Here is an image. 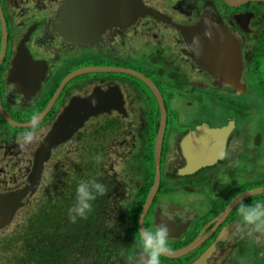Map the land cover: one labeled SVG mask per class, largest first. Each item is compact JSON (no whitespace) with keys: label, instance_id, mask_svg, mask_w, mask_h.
<instances>
[{"label":"flooded vegetation","instance_id":"1","mask_svg":"<svg viewBox=\"0 0 264 264\" xmlns=\"http://www.w3.org/2000/svg\"><path fill=\"white\" fill-rule=\"evenodd\" d=\"M64 1L0 0V194L18 189L27 182L35 154L45 144L49 132L58 124H74L81 102L95 112L68 138L53 136L58 143L51 147L48 159L42 164L37 189L14 212L10 224L0 230V249L17 252L21 235L19 240H13L5 237L6 234L13 226H18L15 220L22 211L29 210L42 198L46 200L51 192L52 195L57 193L52 189L57 187L61 198L66 195L73 198L74 186L65 187L60 181L54 185L55 181L48 179L49 171L55 166L54 157L63 153L69 155L61 168L78 169L74 159L80 156L77 160L80 163L85 154L88 161L82 163H87L86 170L99 173V182L104 184L106 192L92 201L97 203L94 226L91 229L88 226L85 234L90 231L94 238L92 242L85 240L81 246L84 252H96L102 246L100 260L104 264H129L126 254L121 253L136 248L137 220L153 185L154 162L152 181L147 188L151 170L146 149L148 132H154V139L159 129V107L153 93L130 76L88 72L69 77L82 66H116L144 75L162 99L165 119L159 183L150 205L142 213L143 228L165 225L173 232L167 237V249L171 250L182 248L200 236L199 246L188 256L159 257L160 264H167V260L190 264L220 233V229L216 230V217L222 218V211L213 215L211 210L224 202L220 198L224 194L225 178H232L229 180L235 187L233 192L242 185L264 181V122L261 128L254 117L259 111L264 115L263 95L259 91L262 86L254 74L255 69L251 70L264 45V2L228 6L224 0H141L151 8V15L142 14L131 23H125L129 17L128 11L124 14V8L121 10L124 17L111 21L116 25L103 26L92 35L66 36L64 39L61 26L54 25ZM203 15L237 42L242 61L238 81L234 79L235 74L219 69L209 71L200 65L184 35L175 27L180 26L184 32L197 24ZM74 22L73 31L84 27L82 21ZM19 47L27 50V55L18 50ZM262 60L260 72L263 77ZM166 86L173 89L170 98ZM234 97H240V100ZM244 98L250 99L245 101ZM176 100L187 103L190 108L195 104L203 110L192 126L174 128L175 124L188 120ZM203 107H207L206 111ZM10 121L24 126L13 125ZM230 122L233 126L227 132L223 155L210 166H195L190 174L179 175L178 172L185 171L192 161L182 151V138L200 124L217 128ZM108 125L111 126L109 131L105 129ZM246 134L252 137L253 143L242 151L239 136L244 138ZM124 150L125 159L113 161L121 173L117 178L111 174L112 167L107 171L104 161L97 165L93 159L96 154L109 155L106 162L121 159ZM51 158L54 159L50 165ZM235 158H238L236 162ZM238 177L242 178V185L234 183ZM143 189L144 199L139 205ZM73 201L74 198L71 204ZM137 210L138 215L132 221L135 214L130 216V213ZM230 216H235V209L230 211ZM131 221L134 225L137 223L135 230ZM234 232L231 230L227 237L231 254L226 257V264H234L236 254L241 250H252L254 244L239 239ZM217 257L215 253L210 254L207 264H214ZM88 261L87 256L82 259L85 264Z\"/></svg>","mask_w":264,"mask_h":264},{"label":"water","instance_id":"2","mask_svg":"<svg viewBox=\"0 0 264 264\" xmlns=\"http://www.w3.org/2000/svg\"><path fill=\"white\" fill-rule=\"evenodd\" d=\"M65 1L64 7L60 11V15H58V18L54 22V25L58 23L61 26V36L64 39L66 36H69L70 38H76L78 36H84L87 34L92 35L95 30H101L103 26L111 25L109 24L111 21L116 22L121 20L124 17L122 15H124L126 11H128L127 13L129 20H127L125 23H131L134 18L142 14L151 15V8L144 5L141 0ZM250 1L264 2V0H224L228 6H235ZM124 8V14H121V10ZM77 10L81 12L82 16L78 15L79 13ZM153 17L155 18V13H153ZM68 20L82 21V25L84 27L73 31L74 26L67 25L66 21ZM175 27L184 35V39L189 49L192 51L194 58L200 65L206 67L209 71H211V69H219L227 73L235 74L236 78L234 77V79L238 81V77L242 70V61L239 54L238 44L232 35L219 28L217 23H212L209 21V18L206 15H203L199 22L194 26L184 29V32H182V28L180 26L178 27L175 25ZM18 50H21L25 55H27V50H25L23 47H19ZM18 50L16 51V56ZM16 61H18V59ZM109 69L110 68H104V71H109ZM261 69L264 77V56ZM87 71H90V69L86 68L77 70L75 75ZM111 71L116 73L122 72L136 77L153 93L159 107L160 125L153 139V185L147 195L141 215L137 220L138 230L140 232L143 229L142 213L150 204L152 196H154L159 183V160L164 131V108L162 99L157 89L149 79L145 78L140 73L124 68H116ZM220 75L222 76V73H220ZM70 76L71 75H69V77ZM82 108L83 114L81 116L80 123H78L77 126L58 124L49 132L48 136L46 137L45 144L35 154L36 158L33 165V170L28 176L27 182L18 189L0 194V230L10 224L14 212L23 204H25L27 197L37 189L40 180L42 164L48 159V154L51 147L58 143V141H56L58 139L53 140V136H61V139L68 138L69 135L75 129H77L88 116L95 113L93 108L86 106H82ZM10 122L16 126H24L23 124L14 123L12 121ZM27 125L29 124H26V126ZM232 126V122H230L226 127H221V129H210L207 125H202L196 127L193 131L185 135L180 142V146L184 152V155L187 156L188 159H192V161H190L189 166L185 171L178 172V174H190L192 172V168L195 166H210L216 160H218L220 158L218 156L223 155L227 132L231 130ZM258 195H264V187L251 189L237 195L229 201L225 212L223 211L221 216L224 218L226 212H229L238 202ZM216 221L218 222V218H216ZM171 233L173 232L168 229V234ZM201 240L202 238L198 236L190 244L177 250H167L162 253L161 256L168 259H177L179 257L188 256L190 252L199 246ZM214 243L207 247L201 256L190 264H207L206 259L213 251ZM227 251L228 249H226L225 253ZM225 258L226 255L220 256L214 261V264H222Z\"/></svg>","mask_w":264,"mask_h":264},{"label":"trees","instance_id":"3","mask_svg":"<svg viewBox=\"0 0 264 264\" xmlns=\"http://www.w3.org/2000/svg\"><path fill=\"white\" fill-rule=\"evenodd\" d=\"M263 54L264 45L257 53V57L252 64L251 70L253 71L255 69L254 74L258 78L260 86H262L259 91L263 95V98L261 99V105L264 109V80L260 72ZM153 133V131L148 132V146L146 149V159L148 160L147 162L151 170L147 188L150 186L152 181ZM97 145L99 146L100 143H97ZM102 161L103 160L97 162V165H99ZM96 172L92 174L95 175ZM77 179L80 182L81 180L90 178L81 174L79 177H77ZM96 180L99 181V177H97ZM262 180H264V177ZM78 183L74 181L73 183H70V186L75 187ZM54 185H56L55 182ZM247 186L248 185H244V188H239L238 191H243L245 187L248 189ZM255 186H264V181H259L257 184H252L250 187ZM54 190L57 193L52 195L51 192L50 196L46 200L42 198L41 202L37 203L35 206L26 211L29 212V214L25 218V224L21 225L19 229L18 226H13L10 229V232L5 236L13 240H19L18 235H21L22 237L21 245L17 252H15L17 264H42L43 262H45L44 264H85L82 262V259L86 256L89 260L88 264H92V262L104 264L103 261L100 260V258L103 256L102 246H100L96 252H84L83 247L81 246L85 240H89L91 242L93 241L94 237L92 236V233L90 231L87 234L85 233L94 226V211L96 210L94 206H96L97 203L92 202V210L89 213V217L86 216L84 219L78 218L75 223H70L67 219V209L72 205L71 201L74 198V194L73 198L67 195L64 196V198H61L57 187H55ZM144 192L145 190L143 189L141 192V201L139 205L144 199ZM257 200L264 201V195L250 197L245 200V203H253ZM222 207L223 206L221 205L220 208ZM137 215L138 210L133 212V214L130 213V216H133L132 221L135 220ZM235 218L238 219V214L235 215ZM132 221L131 225L135 230L137 223L134 225ZM2 241L3 240H1V242ZM3 247L5 246L2 243V248ZM240 252L244 253L242 250ZM78 253L82 256H79ZM90 254L92 257L89 256ZM96 256L97 258H95Z\"/></svg>","mask_w":264,"mask_h":264},{"label":"clouds","instance_id":"4","mask_svg":"<svg viewBox=\"0 0 264 264\" xmlns=\"http://www.w3.org/2000/svg\"><path fill=\"white\" fill-rule=\"evenodd\" d=\"M110 24H111L110 27L116 25V24H112L111 22ZM172 40H174V37L172 38ZM86 68H89L90 71L83 72L84 74L88 72H96V73L97 72H102V73L113 72L111 70L116 69V68L123 69V67L98 65V66H82L78 68L77 70L86 69ZM104 68H110V69L109 71H104ZM124 69H127V68H124ZM77 70H75L74 73L70 77L75 76V73ZM121 74L130 76L138 80L134 76H131V75H128L122 72ZM92 103H94V101H92ZM80 104L81 106L77 108L79 111V115L75 118V123L69 124V125L77 126L78 123H80V119L83 114L82 106L87 107V105L84 102H81ZM164 119H165V111H164ZM85 122L86 121L84 120L83 123L79 127L81 128ZM202 125H207V124L205 123L200 124V126ZM207 126L210 129H214V127H211L209 125ZM217 128L221 129V127H217ZM105 129L109 131L111 129V126L109 125L105 126ZM98 132L101 134H106L105 131H102V132L98 131ZM25 135H30V134H25ZM102 158L103 157L101 156V154H96L93 157V159L96 162H100ZM225 182H226V178L224 180V183ZM260 187H264V186H255L252 188H248L247 190H243V191H238L239 189H237L235 192H233L230 198L224 200L222 204L223 206L222 208H220L221 205H218L213 210H211V212L213 213V215H215V213L220 212V211L225 212V209L227 208L226 207L227 204L234 197L248 190L260 188ZM105 192H106V188L102 182H99L98 180L91 179V178L86 179V180H81L75 186L74 201L72 205L67 209L68 221L70 223H75L78 218L79 219L86 218V216L92 210V201H94L98 196H103ZM258 196H261V195H258ZM245 200L246 199L242 200L241 202H238L232 208V209H235V215L238 214V219L235 218V216L234 217L230 216V211L232 209L229 212H226V215L224 218L222 216H221L222 218H218V224H217L216 230L220 229V233L217 236L216 240L214 241L215 243L213 242L214 249L211 252V254L212 253L217 254L218 255L217 259L222 255H226V257L230 255L231 254L230 252L231 250L229 248L230 245H227L226 241L228 239L227 237H228L229 232L231 230H235V232L233 233L234 236L238 237L241 240H245L246 242L254 243V244H252V250L244 251V253L236 254L234 264H264V202L257 200L253 203H244ZM233 218H235L233 224H236V227L233 226V224H231ZM167 237H168V229L165 225L155 224L151 228H143L139 232L138 237L136 238L137 240L136 248L132 252H127V249H125V251L122 252L121 254L122 255L126 254V258L129 264H160L159 257L161 256V254L167 250H171V249H167L168 247ZM258 244H261V245H258ZM226 249H228V251L225 253ZM225 260L222 262V264H226Z\"/></svg>","mask_w":264,"mask_h":264},{"label":"rangeland","instance_id":"5","mask_svg":"<svg viewBox=\"0 0 264 264\" xmlns=\"http://www.w3.org/2000/svg\"><path fill=\"white\" fill-rule=\"evenodd\" d=\"M167 4L164 5V7H166ZM67 25H73L74 26V21L72 20H68L66 21ZM155 47V46H154ZM127 67H131L133 69H138V68H134L135 66H131L128 65ZM251 82V79H250ZM251 87L253 88L252 84ZM166 90H169V95L168 98H170L173 95V89L171 87L166 86L165 87ZM254 89V88H253ZM232 96H235V94H233ZM237 98L238 100H240V97H234ZM251 98H255V96H252ZM250 98H244L243 100L247 101ZM176 104L182 109V111H184L188 117V120L182 123H177L174 125V128H183V127H189L192 126V123L195 121V118H200L201 114L203 113V110H201L197 105H193L192 108L187 106V103H183V101L181 100H176ZM204 111H206L207 107H203ZM193 115V116H192ZM234 116V115H231ZM194 117V118H193ZM256 122H258V124L261 126L263 125L264 122V115L261 111H259L258 113H256V115L254 116ZM11 129H13L12 127H10ZM246 133H248L247 131H245ZM249 134V133H248ZM240 142H242V151L245 149H248L249 146L253 143V139L252 137H249V135H245L244 138L240 137ZM165 149L167 150V142L165 143ZM124 154H125V150L120 154V156L122 157L117 158V159H111L110 161L106 162V158L110 157L109 155H105L103 157V161L105 162L104 164H106V169L108 171L109 168H111V174L114 178H117L118 175H120V171L119 168L117 166V170L113 164V161H118L119 160H124ZM83 157H81L82 159L80 160V163H78V158L80 157H75V164L78 165V169L76 168H61L62 163H64V161L67 159V157L69 158V155L66 156V154H62L61 156L58 157H54L55 158V166L53 168H51V170L48 173V179L54 182L60 181L62 183H64L65 187L68 186L70 183H73L74 181H76V183L79 182V180L77 179V177H79V175H84L85 177H89L91 179H96L97 177H99V173H96L95 175L92 174L93 170H86L87 169V163H85L86 161H88V158L85 157V154H82ZM54 158H51L48 162H50V165L53 164L52 161ZM238 160V158H235V162ZM83 161H85L84 163H82ZM136 161L141 163V160L136 159ZM67 171V172H66ZM237 175V174H236ZM235 175V176H236ZM234 176V177H235ZM233 177V178H234ZM232 178H226V182L224 183V194L222 193V196L220 199H228L231 197V195L233 194V189L235 187L232 186V184L230 183V180ZM259 182V181H258ZM258 182H253L252 184H257ZM235 184H241L242 185V178L238 177L234 180ZM181 184V183H180ZM252 184L248 185V188H252L250 187ZM240 188H244V185H242ZM247 188L245 187L244 190H246ZM53 191H55L54 189H52ZM178 197H181V195H177ZM219 199V200H220ZM218 200V202H219ZM245 203V201H244ZM29 212L26 211H22L16 218L15 223L16 225H18V229L20 228L21 225L25 224V218L28 216ZM233 221V219H232ZM234 223V222H233ZM19 236V235H18ZM196 238V237H195ZM179 245V244H177ZM0 264H17V262L15 261V252L8 250V251H4L2 249H0ZM167 264H179V261L177 260H167Z\"/></svg>","mask_w":264,"mask_h":264}]
</instances>
